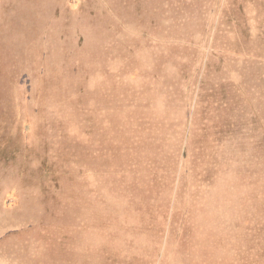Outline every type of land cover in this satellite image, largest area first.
I'll list each match as a JSON object with an SVG mask.
<instances>
[{
	"label": "rangeland",
	"instance_id": "obj_1",
	"mask_svg": "<svg viewBox=\"0 0 264 264\" xmlns=\"http://www.w3.org/2000/svg\"><path fill=\"white\" fill-rule=\"evenodd\" d=\"M0 264H264V0H0Z\"/></svg>",
	"mask_w": 264,
	"mask_h": 264
}]
</instances>
